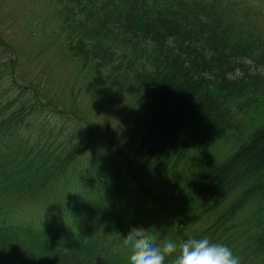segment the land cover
<instances>
[{"label": "trees", "instance_id": "trees-1", "mask_svg": "<svg viewBox=\"0 0 264 264\" xmlns=\"http://www.w3.org/2000/svg\"><path fill=\"white\" fill-rule=\"evenodd\" d=\"M38 4L49 10L32 20L39 43L76 64L73 100L81 84L93 101L124 98L126 125L101 135L76 105L20 85L11 65L0 93V264H129L122 241L133 227L158 241L206 236L240 264H264V0ZM45 112L74 128L26 136ZM39 199L58 223L9 220L6 207Z\"/></svg>", "mask_w": 264, "mask_h": 264}, {"label": "rangeland", "instance_id": "rangeland-1", "mask_svg": "<svg viewBox=\"0 0 264 264\" xmlns=\"http://www.w3.org/2000/svg\"><path fill=\"white\" fill-rule=\"evenodd\" d=\"M37 7H39L38 0H0V63H4V67H1L4 69V80L0 82V93L8 87V77H13L12 65L15 67V77L20 85L24 83L22 85L25 86L35 82L42 86L48 98L58 99L64 108L76 105L101 135L117 129L124 130L126 125V114L123 112L124 98L118 99L114 105H111L110 101L103 103L98 100L93 101L87 97L85 85L81 84L84 91L73 100L68 90L70 88L76 92L79 90V83L72 85L77 78L76 64L69 62L57 49L46 48L39 43L32 20L48 15L49 10L40 11ZM256 20L264 27V12ZM7 94L4 98H11L12 93L9 91ZM60 98L63 100L61 101ZM72 123L65 117L45 112L36 122L35 128L31 127L25 135L30 136L31 132L32 138L35 139L39 128L45 133L57 124L66 129L74 128ZM207 155L211 164L217 159L213 151ZM218 159L222 160L223 155H219ZM147 182L145 185L154 189L150 187L152 181L148 179ZM133 185L136 186L135 182ZM136 189L140 192L141 187L136 186ZM18 205V207H6L10 209L9 220L16 225L44 228L59 222V219L49 212L45 199L19 201Z\"/></svg>", "mask_w": 264, "mask_h": 264}, {"label": "clouds", "instance_id": "clouds-1", "mask_svg": "<svg viewBox=\"0 0 264 264\" xmlns=\"http://www.w3.org/2000/svg\"><path fill=\"white\" fill-rule=\"evenodd\" d=\"M130 250L129 264H240V258L222 243H213L208 237L187 238L179 243L163 239L142 227L131 228L123 238Z\"/></svg>", "mask_w": 264, "mask_h": 264}]
</instances>
